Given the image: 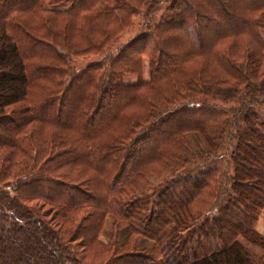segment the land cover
Here are the masks:
<instances>
[{
	"label": "trees",
	"instance_id": "1",
	"mask_svg": "<svg viewBox=\"0 0 264 264\" xmlns=\"http://www.w3.org/2000/svg\"><path fill=\"white\" fill-rule=\"evenodd\" d=\"M245 36L264 0H0V264H264Z\"/></svg>",
	"mask_w": 264,
	"mask_h": 264
},
{
	"label": "rangeland",
	"instance_id": "2",
	"mask_svg": "<svg viewBox=\"0 0 264 264\" xmlns=\"http://www.w3.org/2000/svg\"><path fill=\"white\" fill-rule=\"evenodd\" d=\"M135 20L138 22L140 20V18L136 17ZM136 33H137V29L136 30H132L131 32L125 34V36L123 37L122 42L128 41V39H131L132 37H134L133 35L136 34ZM233 40L234 39L225 42L219 48H221L222 51H226V52H227V48L228 47H231L232 51L233 50L238 51V49H240L242 47H243L242 49H245V47H247V45H251L258 52V54H263V52H264V50L259 47L260 45L257 42H255L254 40H251L248 36L241 37L239 39V41H235L234 42ZM234 43H235L236 48L233 47ZM236 55H237V57L239 56L238 59H237L238 61H242L245 58V53L243 54L240 51H238L236 53ZM98 60H100V56L96 55V56H92L89 59H80L77 62H75V65H76L77 68H83V67L87 66L88 64H90L91 62H95V61H98ZM143 78H144V80H149V78H150V76H149V65H148V61L146 59H145V64H144V68H143ZM136 79L137 78L133 77V76L129 77L130 81H136ZM262 112L264 114V109L262 110ZM190 139L193 142L195 147H197V148L204 147V144L201 141V139H199L195 135H190ZM48 209L49 208H47V210ZM52 214H54V212ZM263 214H264V211H263L262 215ZM262 215L260 216V218L262 217ZM114 218L115 217L113 216L112 213L108 215V217L106 219V222H105V225H104V227H103V229L101 231L100 240H102L104 242H108V241H110L112 239ZM138 241L140 242V238L138 239Z\"/></svg>",
	"mask_w": 264,
	"mask_h": 264
},
{
	"label": "crops",
	"instance_id": "3",
	"mask_svg": "<svg viewBox=\"0 0 264 264\" xmlns=\"http://www.w3.org/2000/svg\"><path fill=\"white\" fill-rule=\"evenodd\" d=\"M264 215V214H263ZM262 215V217L259 219L258 223H257V230L264 236V216Z\"/></svg>",
	"mask_w": 264,
	"mask_h": 264
}]
</instances>
